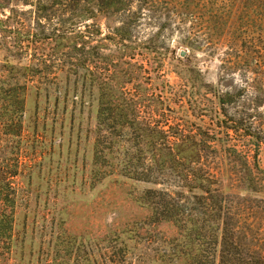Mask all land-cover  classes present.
<instances>
[{"label": "trees", "instance_id": "1", "mask_svg": "<svg viewBox=\"0 0 264 264\" xmlns=\"http://www.w3.org/2000/svg\"><path fill=\"white\" fill-rule=\"evenodd\" d=\"M158 1L162 0H0V13L9 12L4 19L0 18V46L8 58L0 64V264H264V250L248 244V229L235 222L227 197L220 194L216 178L204 167L210 149L219 141L216 134L202 130L193 133L179 123L168 126L167 119L153 122L151 114H147L151 106L145 101L153 102L154 96H149L146 88L143 94L139 93L140 84H133L134 91L126 89V84L133 83L134 69L118 71L111 81H98L90 70L102 45L91 46L92 41L112 44L116 60L134 59L132 52L137 42L132 38L131 29L142 11L132 12V5L138 3L141 8H153ZM197 2L178 0L175 8L180 9L183 20L198 25V21L201 22L197 32L203 33L205 42L213 35H221L226 43L242 37L248 40L249 32H255L256 26L264 27V15H256L254 9L237 5L233 12L240 13L237 21H233L237 24L222 32V28H217L219 19H223L237 1ZM25 7L30 14H36V26L42 27L43 21L58 17L61 18L59 28L51 25L53 28L48 34L32 32L33 27L21 18ZM117 14L123 15L124 20L101 36L95 21ZM73 26L79 29L73 31ZM93 26L95 35L88 31ZM81 27L84 30L80 31ZM150 42L152 40L145 44ZM37 44H42L37 49L43 48V51L46 44L49 45V59L33 50L32 58L23 62L22 55H28ZM188 47L193 50L191 45ZM250 53V50L244 52V60L251 58ZM56 54L64 56L63 64L73 67L76 73L84 70L88 96L83 94L82 97L96 103L94 174L101 178L109 169L110 174L149 186L132 196L136 205L147 211L145 219L121 230L109 231L97 240L68 233L64 221L49 223V227L44 224L40 234L29 236L25 218L21 231L17 230L19 214L29 210L26 204L22 206L21 190L13 185L23 169L19 155L24 141L27 98L30 90L38 89L32 79L36 73H43L41 64L37 63H42L43 69L50 72L56 64L51 57ZM63 64L59 62L56 69L62 72ZM215 96L223 117L217 121L218 134L228 139L230 133L249 137L258 152L262 133L254 128L251 117L228 114L224 106L230 101L223 97L231 98L229 93ZM156 98L163 105L160 96ZM77 99L74 98L75 105ZM225 149L242 161L249 189L263 188L264 179L253 176L247 156L242 155L236 145ZM254 167L263 174L256 162ZM164 175L170 177L178 190L168 192L156 187L159 177ZM139 225L167 226L173 230L172 235L160 237V249L148 253L143 261L136 258L138 256L134 258L132 253L144 229ZM132 259L136 261L133 263Z\"/></svg>", "mask_w": 264, "mask_h": 264}, {"label": "rangeland", "instance_id": "2", "mask_svg": "<svg viewBox=\"0 0 264 264\" xmlns=\"http://www.w3.org/2000/svg\"><path fill=\"white\" fill-rule=\"evenodd\" d=\"M177 1H158L153 8H141L134 3L131 11H142L139 21L131 29L132 38L137 42L132 52L134 59L116 60L112 44L92 41L91 46L102 45L100 55L90 70L98 81H111L118 71L134 69L135 78L133 83L126 84V89L140 84L137 87L139 93L143 94L146 88L148 95L154 96L153 102L145 101L151 106L147 114H151L153 122L167 119L168 126L179 123L193 133L202 130L216 134L219 141L210 149L204 167L216 178L220 194L227 197L235 222L248 229V244L264 250V187L250 190L242 161L225 149L236 145L237 150L247 156L253 176L264 179V27L256 26L255 32H249L248 40L242 37L226 43L221 35H213L205 42L203 33L197 32L201 22L198 21V25L183 20L179 15L180 9L175 8ZM236 1L225 17L219 19L217 28H222V32L237 24L233 23L240 14L233 13L237 5L254 9L256 15H264V0ZM22 10L26 12L21 18L33 27L34 33L44 31L48 34L53 27L59 28L61 18L43 21L44 26L39 27L36 26V14H30L27 7ZM8 15V11L1 12L0 18ZM123 20L124 16L117 14L108 19L99 18L95 23L104 36ZM78 29L73 26L71 30ZM95 29L93 26L88 31L95 35ZM148 40L152 42L145 44ZM41 46L37 44L28 55H22L23 62L32 58L33 50L49 59V45L46 44L45 51L37 49ZM247 50L251 51V58L244 60ZM6 56L0 46V64L8 59ZM51 58L56 64L50 72L43 69L42 63L34 61L41 64L43 73H36L32 79V84L38 89L29 91L25 110L24 141L19 155L23 169L13 185L21 190L22 206L26 204L25 208L29 210L28 213L22 210L19 214L17 230L21 231L25 218L29 236L40 234L44 224L49 227V223L64 221L68 233L97 240L109 231L121 230L128 224L145 219L147 211L136 205L132 196L149 186L110 174L109 169L101 178L94 174L96 103L82 97L83 94L88 96V84L84 80L86 74L82 69L76 73L73 67L65 66V57L60 54ZM59 62L64 66L62 72L56 69ZM226 93L231 96L223 97L230 101L224 106L228 114L251 117L254 128L261 131L262 143L258 152L249 137L230 133L231 138L228 139L222 133L218 134L220 125L217 121L223 117L215 95L225 96ZM157 95L163 105L155 100ZM74 98H78L76 105ZM255 162L263 174L255 169ZM159 180L157 188L168 192L178 190L169 176L164 175ZM49 231L48 228L45 230L46 233ZM172 231L167 226H145L136 245H133L134 258L147 259L148 253L160 249V237L170 236ZM132 260L133 263L136 261Z\"/></svg>", "mask_w": 264, "mask_h": 264}]
</instances>
